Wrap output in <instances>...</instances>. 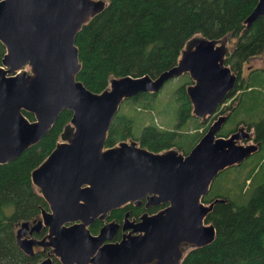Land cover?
<instances>
[{
    "label": "water",
    "instance_id": "95a60500",
    "mask_svg": "<svg viewBox=\"0 0 264 264\" xmlns=\"http://www.w3.org/2000/svg\"><path fill=\"white\" fill-rule=\"evenodd\" d=\"M107 0H0V163L18 157L40 141L63 109L69 123L48 155L31 170V180L47 202L40 218L23 221L16 231L20 249L50 246L59 263L179 264L188 247L210 243L216 234L207 214L216 202L202 200L220 171L239 164L259 148L244 125L227 135L219 130L229 114H218L187 153L176 147L160 151L123 139L105 146L108 129L123 100L141 92H157L170 78L188 73L191 112L204 121L216 112L238 75L225 63L229 51L222 39L190 37L173 66L156 76L111 77L101 91L77 79L81 68L75 35L101 12ZM264 16L257 0L245 27ZM23 111H29V119ZM252 140V141H251ZM145 206L168 203L134 222L125 213L121 227L130 228L107 241L119 223H104L92 234L87 225L129 201ZM47 227L41 237L27 236ZM45 256L33 264H51Z\"/></svg>",
    "mask_w": 264,
    "mask_h": 264
},
{
    "label": "trees",
    "instance_id": "16d2710c",
    "mask_svg": "<svg viewBox=\"0 0 264 264\" xmlns=\"http://www.w3.org/2000/svg\"><path fill=\"white\" fill-rule=\"evenodd\" d=\"M256 2L107 0L104 9L82 24L75 35L81 62L77 79L92 91H101L114 76H156L176 64L185 42L197 34L224 40L229 49L225 63L239 75L245 64L264 54V16L257 17L242 31L244 19ZM4 53L5 46L0 42V64ZM191 82L187 78L172 91L176 120L173 126L151 122L134 135L133 117L117 112L108 129L105 146L132 137L154 151L175 146L188 152L207 128L197 120L192 127L188 126L190 120L196 118L186 94V86ZM238 89L240 93L234 96ZM155 94L141 92L127 99L135 100L142 95L152 100ZM229 99L225 107L231 109L229 117L245 111L246 117L241 116L235 122L252 128L253 138L260 144L258 151L234 165L233 177L229 178L240 194L249 190L250 194L239 203L211 188L203 201L214 197L226 199L216 202L206 216V221L213 223L216 229L215 237L206 245L188 250L179 264H264V67L251 69L248 76L227 93L224 101ZM232 100L234 105H231ZM221 105L217 110L223 113L225 109H221ZM23 113L29 119L34 118L29 111ZM71 114L70 110L63 109L40 141L15 159L0 163V264H30L41 256L27 255L19 248L16 229L23 221L39 218L41 209L47 207L32 183L31 170L53 149ZM230 130H221L219 134L227 135ZM243 163L246 165L241 167ZM219 176L220 173L215 179L219 180ZM125 209H114L109 216L119 220Z\"/></svg>",
    "mask_w": 264,
    "mask_h": 264
},
{
    "label": "rangeland",
    "instance_id": "374dc122",
    "mask_svg": "<svg viewBox=\"0 0 264 264\" xmlns=\"http://www.w3.org/2000/svg\"><path fill=\"white\" fill-rule=\"evenodd\" d=\"M262 67H264V54H261L260 56L253 58L249 63L245 64V66L243 68L244 69L243 75L248 76L251 69H254V68L258 69V68H262ZM187 78L192 81V79L188 75V73H183L179 76L168 79L163 84L161 89L156 92V94L152 98V100H150L148 98H142V95H138L135 98V100H133V99L123 100V102L121 103V105L118 109V112L119 113H125V114L131 115L133 117V119H134V124H133L134 135H138L141 132V129H142L144 124H148L151 122H154V123H156L160 126H164V127H169V126L174 125V123L176 122V120H175V101H174V98L172 96V91L178 84H180L181 82H183ZM240 91H241V89H238L234 96H237L238 93H240ZM147 93H150V92H147ZM229 101H230V99L222 102L223 104L221 105L220 108L225 109V111L223 113H220V109L216 110L215 113L208 116L204 121H202L203 124L207 126L209 124V122H211V120L214 119L218 114L228 113L230 116L231 109L225 108L226 105L229 103ZM233 101L234 100H232L231 105L235 104ZM246 114L247 113L245 111H243L239 115L237 112L231 117L228 116L227 120L224 122V124L220 128L219 132L221 130H224V129L225 130L231 129L230 130V132H231L238 125H242V124H237V122H235V120L239 119V117H241V116L243 118H245ZM195 120H197V122L201 121L197 117L192 118L190 120V122L188 123V126L192 127ZM250 131H251V134L253 137V134H254L253 129L251 128ZM129 138H132V137H129ZM129 138H127V139H129ZM59 139H60V137H59ZM180 151H182V150H180ZM234 165L228 166L225 169H223L222 171H220L219 172L220 173L219 180H221L222 182L217 180V179H214L212 182L211 188H212V190L216 189L218 193H220L222 195H226L230 199L235 200L236 202L240 203V202H243L244 200H246V198L250 194L249 193L250 190H249V192L240 194L238 187L234 188L235 183H233V181L231 179L229 180L230 176L233 177V174H234L233 172L235 170V166H237V165H235V166ZM245 165H246V163H243L240 166L243 167ZM235 177H238V175ZM211 188H210V190H211Z\"/></svg>",
    "mask_w": 264,
    "mask_h": 264
},
{
    "label": "flooded vegetation",
    "instance_id": "af4514ba",
    "mask_svg": "<svg viewBox=\"0 0 264 264\" xmlns=\"http://www.w3.org/2000/svg\"><path fill=\"white\" fill-rule=\"evenodd\" d=\"M243 72H244V69L242 70V72L238 75V83L240 82V80L243 78L245 79L246 76L243 75ZM239 126V125H238ZM246 128H248L247 126H245ZM249 129V128H248ZM250 130V129H249ZM233 131V130H232ZM231 131V132H232ZM230 133V132H229ZM252 139H254L253 137H251ZM185 153V152H183ZM187 153V152H186ZM37 189V188H36ZM43 197V196H42ZM47 203V202H46ZM168 203H160V204H156V205H148V206H145V196L141 197L140 198V202L139 203H135L134 201H129L127 203H125L124 205L118 207V208H123L125 207V211L122 215V217L119 219V220H116L115 218H111L109 215H110V212L114 209H112L111 211H109L106 216L104 218H95V220L88 224L87 227L89 229V231L92 233V234H96L98 233L100 227L106 223V222H109V221H115V222H118L119 223V226L116 230V232L114 233V235L108 239L107 241H115V240H118L122 237V234L123 233H127L130 228H125L123 229L121 227L122 225V222L124 220V217H125V213L128 212V219L129 220H133L134 222H137L140 220V216L142 214H145L148 213V214H152L154 212H156L157 210H159L160 208L166 206ZM48 206V205H47ZM47 208V207H46ZM117 209V208H115ZM41 213V212H40ZM40 218V216H39ZM38 219V218H37ZM36 219V220H37ZM36 220H33V221H28L30 223H33L34 221ZM94 224V225H92ZM20 226V224L18 225V227ZM17 227V228H18ZM17 231V229H16ZM47 232V227L45 226H41L39 227L37 230H33L32 233H27V236H34V237H37V238H41L45 233ZM15 239H16V235H15ZM18 245V244H17ZM20 248V247H19ZM192 247H188L187 250L185 251V253L190 250ZM33 254H39L41 255L40 257L37 258V260H35L33 263L37 262V261H40L41 259H43V257L45 256H50L51 259H52V263H59V259L56 255H54L53 253V249L52 247L50 246H46L45 248H43V246L39 245V244H34L33 245ZM26 254V253H25ZM32 254V255H33ZM27 255H30V254H27ZM33 263H30V264H33ZM90 264V263H89Z\"/></svg>",
    "mask_w": 264,
    "mask_h": 264
}]
</instances>
